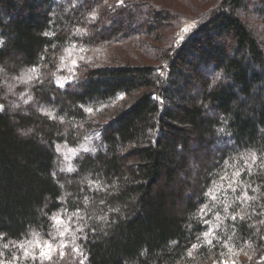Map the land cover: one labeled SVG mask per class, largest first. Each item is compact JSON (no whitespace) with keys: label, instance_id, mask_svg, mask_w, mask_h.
<instances>
[{"label":"trees","instance_id":"obj_1","mask_svg":"<svg viewBox=\"0 0 264 264\" xmlns=\"http://www.w3.org/2000/svg\"><path fill=\"white\" fill-rule=\"evenodd\" d=\"M0 264H264V0H0Z\"/></svg>","mask_w":264,"mask_h":264},{"label":"rangeland","instance_id":"obj_2","mask_svg":"<svg viewBox=\"0 0 264 264\" xmlns=\"http://www.w3.org/2000/svg\"><path fill=\"white\" fill-rule=\"evenodd\" d=\"M185 27L179 30V34L184 35L187 31L188 28H191L193 26L192 22L187 21L185 22ZM135 47L128 44V45H121V44H116L113 47H111V49H108V52H106V49L104 48H92L90 50L87 51H83L80 49H70L68 52V56L70 61H86L87 63H92L95 62L96 60H98V58L100 57H105L107 55H119V56H123V55H127L126 57H130V52L131 53H135ZM89 146V143H83L80 144L78 146H72L67 142L64 143H58L56 145L57 147V152L60 155V161H61V171H69L73 168V164H74V159L76 158V156L81 152V150L83 149H87ZM75 241V240H74ZM46 244V243H44ZM43 244V245H44ZM52 245V249H51V257L54 255V253L57 250V247L53 244ZM41 252V248H33L32 252L33 254L36 255V253H40Z\"/></svg>","mask_w":264,"mask_h":264},{"label":"snow or ice","instance_id":"obj_3","mask_svg":"<svg viewBox=\"0 0 264 264\" xmlns=\"http://www.w3.org/2000/svg\"><path fill=\"white\" fill-rule=\"evenodd\" d=\"M119 3H122L123 0H118ZM219 73L217 74V77H219ZM256 157L253 156V160H255ZM236 175H239V173L237 172ZM229 187H231V184L229 185ZM235 190V189H233ZM245 197L247 198V194L245 193ZM213 199H215V197H212ZM61 235H63V233H61ZM37 246L41 248V252L40 255L46 259H51V249H52V245L51 243H46L44 245L39 244V242H37ZM5 247H7V245H5ZM25 253L28 254L27 249H25Z\"/></svg>","mask_w":264,"mask_h":264}]
</instances>
